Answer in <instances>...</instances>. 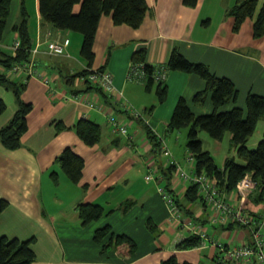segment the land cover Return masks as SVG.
<instances>
[{
    "label": "crops",
    "instance_id": "crops-1",
    "mask_svg": "<svg viewBox=\"0 0 264 264\" xmlns=\"http://www.w3.org/2000/svg\"><path fill=\"white\" fill-rule=\"evenodd\" d=\"M234 2L198 0L196 6L188 7L182 0H146L148 10L138 28L115 25L110 15L101 16L93 45L92 67L108 70L117 92L106 93L96 89L86 92L98 105V109H94L83 102L84 91L79 92L77 98L70 99L72 92L58 75L60 68L63 73H74L85 67L82 60L69 50L71 37L75 35L51 29L48 25L41 29L37 0H30L29 4L27 1L29 13L32 11L34 16L32 18L31 15V19L29 16L34 46L39 33L47 30L52 31V37L69 38L70 44L66 55L58 57L59 62L55 63L58 68L53 66L54 58H48L45 53V44L37 47L35 70L42 77L30 76L25 71L13 73L11 67L0 65L1 73L25 85L21 98L32 105L26 116L27 130L21 137L22 146L8 150L0 145V199L8 201V207L0 215V237L21 241L34 239L31 248L35 260L32 264H160L171 256L181 263L204 264V256L212 259L214 250L208 243L205 246L203 241L190 249L178 247L189 235L170 216L168 205L157 191L158 185L165 184L169 177L173 194L184 204L180 210L182 216L202 223L206 232L216 239L226 235L230 240L228 236L235 225L228 228V224H212L210 217L214 212L208 204L203 200L186 201L184 195L188 186L196 185L201 196L202 191L196 183L183 179L176 172L166 177L163 171L166 160L165 163L157 160L162 154L153 149L143 127H150L159 142L181 164L176 152L187 157L186 143L183 150L179 144L174 148L168 146L166 136L174 132L168 131V123L180 97L196 114L213 111L208 98L202 105L192 101L195 93L204 88V80L195 74L166 70L164 85L167 96L163 102H158L154 91H147L144 81L129 79L128 72L133 54L142 47L146 48V62L154 67L165 66L170 52L177 48L189 61L202 63L217 76L229 78L237 89V98L226 109L239 106L246 112L248 93L264 96V35L260 38L253 36L255 14L242 23L238 32L232 30L234 19L227 12ZM16 3L15 19H18L20 0ZM263 3L264 0H258L257 8ZM15 19L14 22L8 20L4 41H0V48L12 55L16 35H7ZM44 78L50 80L49 86L44 84ZM83 87L82 81L76 79L74 88ZM12 94L0 85V100L6 105V110L0 114V128L17 110ZM129 105L143 111L146 124L131 117L130 110H126L131 108ZM201 106L205 108L201 109ZM109 115L127 122L128 136L112 131L107 119ZM80 119L100 125L99 142L88 146L78 137L73 126ZM57 124L65 127L58 128ZM199 134L202 133L199 131ZM144 136L150 143L148 150L143 144ZM263 137L264 120H260L247 141V148L253 149ZM200 139L203 147V138ZM209 142L211 149H203L219 166L227 157L236 155L230 133L224 134L221 140ZM66 147H71L84 160L78 183H72L56 162ZM184 165L189 167L187 161ZM52 172L58 174V184L53 183ZM148 174L158 179L145 181ZM189 175L193 178L206 174L194 170ZM221 191L222 197L233 200L234 190ZM260 193L257 187L249 193L244 209L253 214H264V211L257 210L263 201L258 197ZM87 203L101 205L108 214L84 225L78 216L77 206ZM106 225L115 234H125L134 240L136 250L132 256H124L120 250L111 248L101 252V246L94 241L93 235L96 229ZM237 228L239 244H250L252 238L248 229L240 225ZM261 235L264 238L263 229Z\"/></svg>",
    "mask_w": 264,
    "mask_h": 264
},
{
    "label": "trees",
    "instance_id": "trees-1",
    "mask_svg": "<svg viewBox=\"0 0 264 264\" xmlns=\"http://www.w3.org/2000/svg\"><path fill=\"white\" fill-rule=\"evenodd\" d=\"M182 1L188 7H194L198 2V0ZM11 2L12 0H0V41L3 39L8 25ZM257 2L258 0H235L233 6L228 9L227 15L234 19L232 27L234 32L239 31L242 23L247 18L253 17L257 9ZM37 9L41 19V29L48 25L54 30L78 32L82 35L79 54L85 67L74 73H63L60 70L61 68L58 71L63 84L75 94L76 92H88L91 89L102 92V89L91 85L87 79L82 81L83 88H74L75 80L85 78L90 69L94 68L92 67L94 61L93 45L100 17L110 15L115 25L126 24L132 28H138L144 20L148 6L146 0H37ZM29 16L27 0H20L19 18L11 26V31L20 40V46L13 55L0 48V65L3 67H11L14 63L30 60L34 43L32 34L29 31ZM263 35L264 3L253 23V36L260 38ZM58 57L48 55V58H54L53 64L59 62ZM132 61L134 64L141 65L145 75L140 81H144V87L147 91H154L158 102H163L166 99L167 87L164 85L165 82L156 81L158 75L156 69L161 68L159 72L164 73L165 77L166 70H170L195 74L204 80V88L195 93L192 101L194 104L202 105L210 97L213 111L209 114H196L187 101L180 97L168 123V131L172 132L181 128L187 129V160L193 163L196 173H204L215 179L220 192L221 189L226 192L234 190L237 181L246 173H251L257 181V190L261 192L258 197L264 199V137L258 142L255 149L250 150L246 146L248 139L256 129L257 123L264 120V96L248 93L245 99L246 112L239 106L225 109L227 105L236 101L237 89L234 83L229 78L219 77L212 73L208 66L202 63L189 61L178 52L177 48L172 49L165 66L154 67L148 64L146 62L145 47L136 50L132 56ZM53 66L58 68L56 64ZM99 69L106 70L104 68ZM0 85L13 93L17 105L16 112L0 128V145L8 150H16L22 146L21 137L27 130L26 116L32 109V105L24 102L21 98L25 87L23 83L10 79L0 72ZM5 110V103L0 100V114ZM138 120L142 121L141 119ZM144 123L146 124L145 121ZM57 127L64 128L65 126L64 124H57ZM143 127L153 149L160 151L163 155L166 146L159 142L158 137L150 127L147 125ZM73 129L88 146L96 144L101 138L100 125L91 120L80 119L73 126ZM199 131L206 132L215 140H221L224 134L230 133L231 143L236 149V155L227 157L221 166L217 165L211 154L203 149L202 141L198 137ZM128 135L127 132L124 136ZM163 157L166 158V166L163 171L167 177L169 174L176 172L175 167L167 161V158L174 157L171 154L169 156L163 155ZM56 162L72 183L80 181L84 160L71 147H66L57 157ZM51 179L54 184L59 183L56 172L51 173ZM144 179L145 181L155 182L158 178L148 180L144 177ZM169 184L168 177V181L165 180V184H162L161 187L171 196L178 209L182 210L184 204L181 203V199L173 194ZM184 196L187 202L203 200V196L199 193L196 185L188 186ZM7 207L8 201L0 199V215ZM77 212L84 225L108 214L101 205L93 203L79 204ZM259 214L262 216L264 224V214ZM193 223L203 225L194 220ZM228 225V228H230V226L238 224L229 223ZM187 232L189 236L178 245L181 249L193 248L201 241L199 236ZM93 239L100 244L102 253L111 248L120 250V253L124 256H132L136 250V244L132 238L125 234H115L108 225L96 229ZM33 242L34 239L21 241L5 236L0 237V264H32L35 260V253L31 248ZM212 257L215 259V254ZM211 262L214 264L213 259H211ZM160 264L190 263L178 262L175 256H171Z\"/></svg>",
    "mask_w": 264,
    "mask_h": 264
},
{
    "label": "built area",
    "instance_id": "built-area-1",
    "mask_svg": "<svg viewBox=\"0 0 264 264\" xmlns=\"http://www.w3.org/2000/svg\"><path fill=\"white\" fill-rule=\"evenodd\" d=\"M52 36L51 30H47L43 34L39 33L36 40V46H34L31 51L30 60L28 62L14 63L11 66L12 72L20 73L21 71H25L30 76L42 77V74L35 70L34 56L38 51L37 47L41 44H45V53L50 56L58 57L66 55V50L70 44L69 38L65 36H59L56 38ZM19 46L20 40L17 37L14 39L12 45L13 54H15ZM160 69H156L158 70V75L156 76L157 79L165 77L164 73L161 74V72H159ZM144 75L141 65L132 63L128 72V78L140 80L144 78ZM86 79L91 85L99 87L106 93L113 92L114 90L112 75L108 70L92 68L87 76L85 78L82 77L80 80L83 81ZM49 81L48 78L43 79L46 86H49ZM78 94L79 93H71L70 99L77 98ZM83 99V102L89 108L96 107V103L91 100L88 93L85 92ZM130 112L133 118L145 121L142 112L136 109H130ZM107 119L114 133L122 135L127 134V124L125 122H120L113 115H109ZM170 154V151L165 147L163 155L169 156ZM167 161L170 165L175 167L176 173L179 176L185 180H191L199 186L202 191L204 203L208 204L213 209L214 214L210 217V222L212 224H238L247 228L250 233L252 238L250 244L241 243L233 246L225 245L212 235L208 234L203 225H195L192 219L183 217L178 207L173 203L171 196L163 189V187L158 186L157 191L168 205L172 215L171 217L176 219L186 231L199 236L201 241L205 243V246L207 243L212 246V249L214 250L213 253H215V264H264V238H262L261 235V229L264 227L262 216L253 214L244 209V203L249 193L257 187V181L253 178L252 174L246 173L237 181L234 188V198L233 200H228L221 196L222 191L220 192L218 190V185L215 179H208L209 177H206V175L191 178L189 175L190 173L182 170L174 158H167ZM154 175L148 174L145 178L148 180L157 178Z\"/></svg>",
    "mask_w": 264,
    "mask_h": 264
},
{
    "label": "rangeland",
    "instance_id": "rangeland-1",
    "mask_svg": "<svg viewBox=\"0 0 264 264\" xmlns=\"http://www.w3.org/2000/svg\"><path fill=\"white\" fill-rule=\"evenodd\" d=\"M28 1V4H29V2H30V0H27ZM17 2H18V0H17ZM16 0H15V2H12V5H11V9H10V11H11V16H10V18L9 19H12V21L15 19V9H16ZM260 8H261V6L259 7V8H257L256 9V11H255V16H257V14H258V12H259V10H260ZM76 12H77V9H76ZM30 19H31V15H32V18H34V16H33V13H32V11H30ZM16 21L18 20V19H15ZM10 21V20H9ZM12 21L10 22V24H9V26L10 25H12L11 23H12ZM14 22V21H13ZM29 25H30V23H29ZM73 35H75V36H72L71 37V45H70V47H69V50H70V52H71V54H73L74 56H76L78 59H81V57H80V54H79V50H80V45H81V42H82V35L80 34V33H78V32H71ZM5 35H6V33H5ZM11 35H13V32L11 31V29L9 30V35H7V37L8 36H11ZM77 35V36H76ZM79 35V36H78ZM3 41H4V38L2 39ZM13 95V94H12ZM12 95H11V97H12ZM13 97H14V95H13ZM13 97H12V100H13V103L15 102V98L13 99ZM91 98V97H90ZM91 100L92 101H94V99L93 98H91ZM208 100H210V97H208ZM211 101V100H210ZM6 104H8V106L9 107H11L9 104V102L7 101V103ZM130 106V105H129ZM227 106H229V105H227ZM226 106V107H227ZM17 107V106H16ZM131 107V106H130ZM226 107H225V109H226ZM132 108H134L133 106H132ZM205 108V106H201V109H204ZM94 109H98V105L96 104V107L94 108ZM211 113V112H210ZM114 114V113H113ZM207 114H209V113H207ZM113 116H115V115H113ZM116 117V116H115ZM117 118V117H116ZM120 121V120H119ZM120 122H122V121H120ZM126 124H127V122H125ZM203 135H205V136H202V134H199L198 135V137L199 138H203L202 140H203V148L204 149H211V144H210V142L209 141H211V142H214V140L215 139H213V138H211L206 132H204V131H200ZM163 136L165 137L166 135L165 134H163ZM202 136V137H201ZM179 137V138H178ZM144 139H143V144L145 145V148H146V150H148L149 149V147H150V143H149V141H148V139H146L145 138V136L143 137ZM166 138H167V140H166V142L169 144L168 146H170L171 148H174V145L175 144H179V147L183 150V148H184V146H185V143L187 142V129L186 128H181V129H179V130H176V131H174L173 133H168L167 134V136H166ZM179 140H178V139ZM201 140V139H200ZM225 143V142H224ZM257 146V145H256ZM256 146L253 148V149H255L256 148ZM169 147V148H170ZM253 149H250V150H253ZM171 150V149H170ZM171 155L174 157V155H173V153L171 152ZM176 156H177V158L180 160V162H181V164L179 163V161L175 158V160H176V162L178 163V165L180 166V167H182L183 168V170L184 171H186V172H188V173H190V172H192V171H194V167H193V165H191V162H189L187 159H188V155H187V157H185L184 155H181L178 151L176 152ZM186 158V159H185ZM166 158L165 157H163V155L159 158V157H157V160L160 162L161 160V163L162 162H164L165 163V160ZM185 159V160H184ZM185 161H187V163L189 164V167H187L186 165H184V162ZM155 172H156V169H155ZM250 208H252L251 206H250ZM257 210H260L261 212H263L264 211V199H263V201L261 202V204L257 207ZM170 212V211H169ZM171 213V212H170ZM170 216H172V215H170ZM171 218V217H170ZM238 226L237 225H235L234 226V229L232 230V232H231V234L228 236V238L230 239V240H228L227 239V237H226V235H221V236H218L217 238V240H219V241H221V242H223V243H227L228 245H237V244H239L240 242H238V233H239V229L237 228ZM210 228V227H209ZM211 229V228H210ZM210 232H212V230H210ZM263 233H264V228H263ZM202 263H204V264H212V262H211V259L210 258H206L205 256L202 258Z\"/></svg>",
    "mask_w": 264,
    "mask_h": 264
},
{
    "label": "bare ground",
    "instance_id": "bare-ground-1",
    "mask_svg": "<svg viewBox=\"0 0 264 264\" xmlns=\"http://www.w3.org/2000/svg\"><path fill=\"white\" fill-rule=\"evenodd\" d=\"M111 75H112V74H111ZM165 79H166V77H164V78H162V79H156V81L164 82ZM135 80H139V79H135ZM112 84H113V77H112ZM113 87H114V85H113ZM113 91H114V93L117 92L115 87H114V90H113ZM118 95H119V94H118ZM130 109H133V108L131 107V108H128V109H126V110L129 111ZM138 111H139V110H138ZM140 112L143 113V111H140ZM212 259H213L214 264H215V259H214V257H212Z\"/></svg>",
    "mask_w": 264,
    "mask_h": 264
},
{
    "label": "clouds",
    "instance_id": "clouds-1",
    "mask_svg": "<svg viewBox=\"0 0 264 264\" xmlns=\"http://www.w3.org/2000/svg\"><path fill=\"white\" fill-rule=\"evenodd\" d=\"M16 38H17V35H16ZM79 93V92H78Z\"/></svg>",
    "mask_w": 264,
    "mask_h": 264
}]
</instances>
